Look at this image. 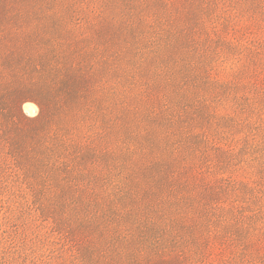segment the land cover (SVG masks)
I'll return each instance as SVG.
<instances>
[{
  "label": "rangeland",
  "instance_id": "1",
  "mask_svg": "<svg viewBox=\"0 0 264 264\" xmlns=\"http://www.w3.org/2000/svg\"><path fill=\"white\" fill-rule=\"evenodd\" d=\"M184 1L136 0L143 2L141 8L151 24L193 41L206 60L198 87L190 88L178 109L189 104L183 126L193 135L206 133L208 177L241 185L235 205L242 222L231 240L212 242L203 235L194 245L199 251L188 246L185 253L179 252L182 262H177L170 250L180 243L185 246L181 240L189 234L180 227V237L162 242L168 246L163 255L169 252L170 257L161 261L155 256L149 264H264V0H227L224 6L206 0L199 5L200 11L186 8ZM94 2L93 9L77 3L82 15L56 22L58 42L74 54L68 68L75 60L86 67L95 65L91 84L105 78L99 69L104 38L94 32L92 24L97 23L98 10L106 0ZM41 4L42 0H14L11 5L16 10L0 8V74L7 81L14 64L22 65L46 51V46L32 43L33 29L43 22ZM50 8H57L50 12L57 18L61 3ZM17 11L32 13V18H19ZM261 42L260 48H249ZM162 96L158 95L161 103ZM1 109L0 102V113ZM61 111L56 117L51 113L39 116L38 105L26 100L17 107L8 106V116L0 119V264L121 262L117 253L109 257L112 240L92 220L91 200L107 196L102 192L126 175L130 162L123 161L120 153L127 144L96 113L85 112L88 119H84L66 108ZM46 120L51 127L50 132L43 131L47 137L62 128V144L51 155L39 147ZM214 133L218 138L212 137ZM13 136L18 140H12ZM49 159L53 164L62 160L66 169H56L63 173L53 177ZM87 183L91 188H84ZM152 235L138 241L145 247L159 243L158 233ZM199 258L203 259L199 262Z\"/></svg>",
  "mask_w": 264,
  "mask_h": 264
},
{
  "label": "trees",
  "instance_id": "2",
  "mask_svg": "<svg viewBox=\"0 0 264 264\" xmlns=\"http://www.w3.org/2000/svg\"><path fill=\"white\" fill-rule=\"evenodd\" d=\"M205 1L184 2L186 8L200 11L199 5ZM79 2L90 9L95 4L94 0H42L43 8L39 11L43 22L33 29L32 43L46 46V51L22 65L14 64L9 81L0 74V119L8 116V106L17 107L31 100L38 105L39 116L51 113L56 117L66 108L84 119H88L85 112L96 113L112 130L117 129L116 134L127 144L120 156L130 166L122 179H116L108 192H102L107 196L91 200V217L112 240L109 257L117 253L121 258L119 264H149L155 256L161 261L170 257L169 252L163 255L168 246L162 242L171 236L180 237V227L189 234L181 240L185 246L180 243V247L170 250L177 262H182L179 252L188 246L199 251L194 245L203 235L212 242L231 240L242 222L235 205L240 201L241 185L208 177L210 172L204 166L209 164L206 133L193 135L185 129L187 125L183 126L189 104L178 109L190 88L198 87L206 60L193 41L186 37L182 40L175 33L166 34L151 24L141 8L143 2L106 0L98 10L97 23L92 24L94 32L103 35L101 40L104 38L99 69L105 78L91 84L95 65L86 67L84 62L75 60L68 68L73 51L60 44L56 35L57 21L68 22L82 15L75 7ZM12 3L14 0H0V8L11 12L15 7ZM58 3L60 15L54 18L50 12L57 8L50 7ZM221 3L224 6L227 0H212L214 6ZM15 13L19 18H32V13ZM85 19L88 22L89 16ZM261 45L262 42L249 48L258 49ZM160 93L163 103L158 100ZM45 122L39 147L47 148L51 155L62 144V128L47 137L45 132H50L51 127L49 120ZM212 135L218 138L216 133ZM11 139L18 140L14 136ZM226 152L230 155L232 151ZM49 163L53 177L63 173V169L57 170L65 168L62 160L53 164L49 159ZM90 184L84 188H91ZM156 233L160 242L155 240L153 246L145 247L138 241L154 238L152 234Z\"/></svg>",
  "mask_w": 264,
  "mask_h": 264
}]
</instances>
